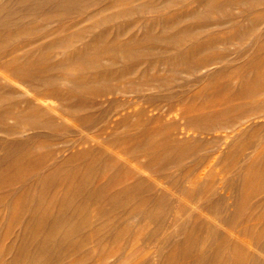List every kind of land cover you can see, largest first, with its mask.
<instances>
[{
    "label": "bare ground",
    "instance_id": "6f19581e",
    "mask_svg": "<svg viewBox=\"0 0 264 264\" xmlns=\"http://www.w3.org/2000/svg\"><path fill=\"white\" fill-rule=\"evenodd\" d=\"M259 33L264 34V0H0V132L6 144L0 163L33 139L37 130H53L52 138L57 139V132L67 130L59 120L69 121L70 128L97 127L99 142L114 139L113 130L132 116L148 119L147 112L153 110L168 114L173 98L205 78L212 77L211 87L226 89L233 96L257 93L250 87L253 84L235 87L229 81L238 75L244 82L257 81L258 77L248 69L239 72L232 68L227 44L235 40L242 46L252 37L249 43L254 45ZM219 44L227 47L219 49ZM236 53L241 56L242 47ZM262 60L264 55L255 53L245 64L252 68ZM213 64L217 67L209 69ZM220 77L223 79H216ZM127 93L134 94L139 102L134 113L117 110L121 104H116V95ZM108 95L114 101L105 106ZM201 116L202 122L215 118ZM196 118L184 117L185 123L198 121ZM7 119L13 123L8 124ZM25 131L32 133L24 136ZM139 144L136 139L133 152L138 151ZM61 177L72 178L67 174ZM65 179L58 182L59 188ZM40 180L44 188L51 184L46 178ZM68 185L64 191L71 195L58 200L59 211L54 216H30L34 244L19 248L9 264H95L98 260L97 264H113L114 259L108 260L113 254L102 261L95 256L105 238L124 235L115 229L116 221H104L94 234H88L85 231L92 225L90 219L72 220L83 212L77 199L95 201L103 194V184L82 191V183L72 178ZM149 186L136 179L129 188L109 194L111 208L99 209L97 216L105 217L113 210L123 214L128 208L127 196H137ZM262 192L254 204H264V189ZM32 203L36 205V201ZM130 209L146 213L142 201H135ZM241 211L238 208L234 212L235 218ZM57 225H63L64 231L54 230ZM256 247L259 253L239 250L243 257L233 264H264V231ZM224 248L221 242L216 243V253L222 254ZM220 254L212 260L203 250L188 255L194 256L197 264H228Z\"/></svg>",
    "mask_w": 264,
    "mask_h": 264
},
{
    "label": "rangeland",
    "instance_id": "374dc122",
    "mask_svg": "<svg viewBox=\"0 0 264 264\" xmlns=\"http://www.w3.org/2000/svg\"><path fill=\"white\" fill-rule=\"evenodd\" d=\"M233 11L237 13L236 9ZM251 38L242 46L233 40L228 47H218L229 48L228 59L234 70L248 69L258 77L257 81L244 82L241 75L233 76L229 79L231 84H253L250 87L257 93L233 96L226 89L211 87L212 77L205 78L182 96L173 98L168 114L153 110L147 112L150 118L143 117L146 120L132 116L113 130L114 139L99 142L100 137L95 136L97 127L70 128L69 121L59 120L67 130L57 132V139L52 138L53 130H37L33 139L2 160L0 264H9L19 248L34 244V236L29 232L30 216H54L59 211L58 200L69 195L64 190L72 178L82 183V191L104 186L103 194L95 201L77 199L83 212L76 214L73 222L77 217L90 219L92 225L84 231L94 234L104 221H116L115 229L124 232L118 239L105 238L97 251L94 249L95 258L100 256V261L113 254L108 258L114 259L113 264H197L189 253L203 250L212 260L220 254L216 253V243L220 242L225 247L220 255L228 264L243 257L239 250L259 253L256 243L264 231V204L253 202L263 196L264 189V60L252 68L245 61L255 53L264 55V34L258 36L254 45L249 43ZM241 47L243 54L238 56L236 50ZM158 73L164 75L163 71ZM116 96L117 103H111L113 108L115 103L121 104L124 110L119 105L118 112L134 113L139 103L134 94ZM112 97L108 95L109 100L103 104L109 105ZM127 99H131L130 103ZM40 103L35 104L43 106ZM238 103H242L241 107ZM201 115L215 118L202 122ZM190 116H197L198 121L187 125L184 117ZM7 123L12 124L13 120L7 119ZM31 133L25 131L23 135ZM2 138L0 132V156L6 145ZM136 139L140 140L139 149L133 152ZM58 148L63 150L57 151ZM63 174L72 178L65 179ZM45 178L51 182L48 188L40 184V179ZM63 179L65 185L59 188L58 182ZM136 179L149 184V189L137 196L129 194L128 208L123 214L113 210L105 217L97 216L99 209L111 208L109 194L129 188ZM135 201H142L146 213L129 212ZM238 208L242 214L235 218ZM54 230L64 231L63 225Z\"/></svg>",
    "mask_w": 264,
    "mask_h": 264
}]
</instances>
